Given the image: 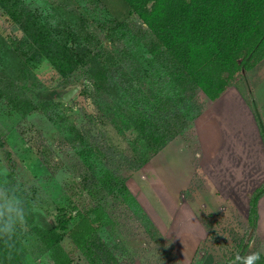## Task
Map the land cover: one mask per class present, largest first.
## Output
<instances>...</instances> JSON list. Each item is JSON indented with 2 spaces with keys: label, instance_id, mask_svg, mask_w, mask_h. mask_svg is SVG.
<instances>
[{
  "label": "rangeland",
  "instance_id": "1",
  "mask_svg": "<svg viewBox=\"0 0 264 264\" xmlns=\"http://www.w3.org/2000/svg\"><path fill=\"white\" fill-rule=\"evenodd\" d=\"M20 1L53 35L74 33L82 49H112L111 63L127 89L120 93L126 101L116 100L111 91L96 92L84 67L64 81L40 55L25 64L33 57L29 43L0 7V186L26 192L36 225L56 227L72 217L69 230L58 231L59 247L72 263L90 264L74 240L79 230L90 241L87 255L99 254L101 264H196L210 255L213 264H239L240 257L264 249L258 219L255 226L250 221L264 168L244 173L246 162L234 161L232 150L241 151L238 142L247 135L257 137L248 142L251 148L259 142L264 149V61L236 77L224 104L199 95L202 116L142 166L131 123L116 113L129 104L128 94L132 100L151 88L165 94L159 89L167 87L152 71L146 74V59L131 42L140 19L123 0ZM116 20L128 31L114 42ZM227 108L234 113H223ZM123 120L127 130H121ZM213 147L222 150L224 162H217ZM94 169L109 171L113 186L92 185ZM20 237L27 264H57L30 228Z\"/></svg>",
  "mask_w": 264,
  "mask_h": 264
},
{
  "label": "trees",
  "instance_id": "2",
  "mask_svg": "<svg viewBox=\"0 0 264 264\" xmlns=\"http://www.w3.org/2000/svg\"><path fill=\"white\" fill-rule=\"evenodd\" d=\"M123 1L130 13L142 22L138 33L135 31L138 35H132L131 42L138 55L143 56L140 58L146 59L149 70L146 74L152 71L153 80L159 82L160 79V83L169 88L168 94L167 89H159L165 93L162 94L151 88L146 93L134 95L132 100L128 94L129 104L119 102L116 114L128 117L131 123L128 128H132L134 134L136 162L143 166L202 116L204 107L199 95L211 102L218 101L238 75L251 72L264 61V0ZM0 7L19 25L29 43L27 50L33 57L27 58L25 64L40 55L52 64L64 81H69L80 67H84L96 92L111 91L114 93L111 98L116 100L122 99L121 92H127L111 63L115 58L112 49L110 52L103 47L82 49L74 33L63 32L61 37L53 35L20 0H0ZM113 25L110 36L116 38V42L118 35L122 37L127 33L128 25L119 20ZM89 40V36L85 37V42ZM132 58L135 57L132 55ZM131 85L129 83L130 89ZM39 106L34 104L31 109L38 110ZM122 123L124 129L121 130H127V121ZM259 126L264 139L261 121ZM90 181L94 186L101 183L104 188H111L115 183L113 175L104 169H94ZM12 191L21 193L24 198L27 224L24 227L41 239L57 264H73L59 247L61 237L58 236V231L69 230L72 217L59 220L56 227L36 225L29 196L22 188ZM262 196L264 185L251 201L250 221L254 226ZM24 227H18L10 237L0 236V264H27L26 249L20 237ZM79 233L80 230L74 237L79 249L90 264H101L99 254L87 255L90 250L88 235L80 234V237ZM213 262L210 255L196 264ZM262 262L264 264L261 256L258 264Z\"/></svg>",
  "mask_w": 264,
  "mask_h": 264
},
{
  "label": "clouds",
  "instance_id": "3",
  "mask_svg": "<svg viewBox=\"0 0 264 264\" xmlns=\"http://www.w3.org/2000/svg\"><path fill=\"white\" fill-rule=\"evenodd\" d=\"M26 210L21 193L14 192L7 186H0V236L10 237L16 229L25 223ZM264 249H259L242 256L239 264H258Z\"/></svg>",
  "mask_w": 264,
  "mask_h": 264
},
{
  "label": "crops",
  "instance_id": "4",
  "mask_svg": "<svg viewBox=\"0 0 264 264\" xmlns=\"http://www.w3.org/2000/svg\"><path fill=\"white\" fill-rule=\"evenodd\" d=\"M229 91L228 90L222 97L221 99H219L216 102L213 103H219L221 104L223 102V104L225 103V100L227 99V97L229 96ZM223 108V107H222ZM220 113L222 112L221 108H219ZM225 112H233V109H226V111L223 109V113ZM215 123L218 124L219 121H217V119H214ZM214 124V123H213ZM263 124V122H262ZM264 125V124H263ZM250 139H253V141L255 142L257 140V137L254 135L252 137L248 138V135L245 137H242L240 139V141L238 142V147H240L241 151H238L236 148H233V151H236V153H234V155L237 156V159H234V161H241V164L246 162L245 166V170L244 173H248V175H250V172L247 171H257L258 170H262L264 168V149L262 151V149L260 150L259 147L261 148L259 142H257L256 146L257 148H255L254 143H253V148H251V145L248 143L250 142ZM226 140V139H225ZM214 142V141H213ZM223 142V144L221 145H227L228 143H226V141H220L219 144ZM264 143V141H263ZM218 150V151H216ZM213 154L215 155V159H217V162L220 161L221 163L224 162L225 160L222 158V150H219L218 148H214L213 147ZM239 167V166H238ZM237 169H240L238 168ZM245 176V174H244ZM246 177V176H245ZM257 213H258V222H259V233H262L264 235V196H262L260 198V200L258 201V205H257ZM263 227V229H262Z\"/></svg>",
  "mask_w": 264,
  "mask_h": 264
},
{
  "label": "water",
  "instance_id": "5",
  "mask_svg": "<svg viewBox=\"0 0 264 264\" xmlns=\"http://www.w3.org/2000/svg\"><path fill=\"white\" fill-rule=\"evenodd\" d=\"M77 92V89L65 94L63 97H64V100L67 101L70 97H72L75 93Z\"/></svg>",
  "mask_w": 264,
  "mask_h": 264
}]
</instances>
